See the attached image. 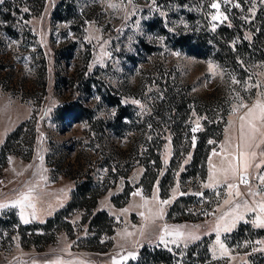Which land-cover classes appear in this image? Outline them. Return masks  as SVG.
Segmentation results:
<instances>
[{"label": "rangeland", "instance_id": "374dc122", "mask_svg": "<svg viewBox=\"0 0 264 264\" xmlns=\"http://www.w3.org/2000/svg\"><path fill=\"white\" fill-rule=\"evenodd\" d=\"M61 1L67 20L54 17ZM14 7L12 22L0 21V205H7L0 216L13 211L22 224L44 223L66 207L80 182L91 179L104 189L93 213L106 212L113 231L94 238L82 209L64 217L70 229H54L48 243L22 241L8 225L0 234V264H140L143 247L166 251L173 264H264V243H258L264 234L255 233L264 231L258 226L264 221V143L249 149L256 155L249 157L247 183H241L230 173L225 179L223 171L239 138L231 153L232 142L222 138L228 121L247 112L241 102L264 103V3L221 0L227 19L216 21L210 0H44L40 9L20 0ZM232 18L249 46L236 31L229 42L214 41ZM229 53L243 55L233 59ZM182 96L186 109L168 113L172 99ZM19 126L2 159V145ZM208 128L214 136L207 141L202 178L189 165L199 134ZM178 132L182 140L175 147ZM151 150L161 167L147 191L140 183L146 170L141 161L151 159ZM176 151L179 164L162 197L160 182ZM229 184L238 188L229 190ZM126 188L129 195L121 198ZM29 191L30 198L16 205ZM182 196L191 199L170 213ZM241 225L252 231L233 236Z\"/></svg>", "mask_w": 264, "mask_h": 264}, {"label": "trees", "instance_id": "16d2710c", "mask_svg": "<svg viewBox=\"0 0 264 264\" xmlns=\"http://www.w3.org/2000/svg\"><path fill=\"white\" fill-rule=\"evenodd\" d=\"M30 2H34L37 4L39 9L43 6L44 0H29ZM20 0H4L3 4H0V21H3L5 23L12 22V17H11V12L16 11L15 7L12 8L15 4L19 3ZM67 5L65 4L64 1H61L57 8L54 11V17L58 20H67ZM232 26L231 28L226 26L224 28H220L217 32V34L213 37L214 41L220 44V41L218 39H224L226 41H231L233 35L235 34L234 32H238V36L240 41L242 42L243 45L249 46L248 42L244 40L242 31L239 29V22L236 19L232 18ZM9 24L7 26H4L5 29H7ZM2 25L0 26V28ZM228 33V35H226ZM259 33L254 35V42L258 40ZM190 43V42H189ZM186 45V44H185ZM193 45V44H189ZM187 47V46H185ZM239 47V44L237 45ZM261 53V50H259ZM233 57V59H237L239 55L243 54H237V53H229ZM175 98L172 99L171 103L167 106L168 113H171L173 111H182L183 109H186L187 102L186 99L182 97L178 98L177 101H174ZM116 104L119 105V100H116ZM121 116V115H120ZM120 116L118 119H120ZM184 120V119H183ZM182 121V120H181ZM177 131L180 129V126L175 127ZM21 130V126L16 128L10 135L7 136L4 144L1 147V157L4 159L8 153L11 151L8 149V146L11 142L12 139L18 137L19 132ZM181 133L178 132V138H173V144L175 147L178 146V143H180L181 138ZM214 136V133L208 128L201 132L199 134V138L197 140L193 156H192V161L189 165V169L192 170V174H200L202 178L206 176V160L209 154L210 150V145L207 144V141L209 137ZM219 137V135H218ZM149 158L146 160H142L141 163L145 166L146 170L141 178V185H144L146 187V190L149 191L158 177V171L161 167V161L158 153L150 151ZM178 152L176 151L174 153V156L171 159L170 166L168 168V171L166 174L162 177L161 182H160V194L162 197L167 196V190H168V185L172 183V174L171 170L175 169L178 167V161L176 160ZM153 161V165L149 164V161ZM169 180V183L166 187V181ZM104 191L103 188H100V185L95 184L91 179L82 181L80 182L71 197V200L69 203L66 205V207L59 212H57L53 217L48 218L44 223H33V224H22L15 212L9 211L8 213H4L0 216V234H2V230L5 229V227L14 228L21 234V239L22 241L30 242V238H33L34 241H40L43 240V243H48L53 240L54 238V229H70V222L64 221V217L68 216V214L71 213V211L75 209H82L84 210V216H83V221H88L89 228L95 232L94 238H98L100 234L103 231H107L108 233H112V219L111 217L108 216V214L104 211H98L96 213H93V210L96 206L97 199L98 197L102 194ZM130 188H126L125 192L122 194L123 197L121 198H127L129 195ZM120 197V196H119ZM119 198H114V203L117 206H120L121 203L118 202ZM190 200L189 197H180L178 198L175 203L172 205L170 208V213L173 210H178L186 200ZM184 211V210H181ZM9 216L10 220L6 219L5 217ZM250 226L248 225H241L237 231L233 233L234 235H237L239 232L243 233V230L249 229ZM36 230H39L40 232H36ZM252 231V230H251ZM254 231V230H253ZM255 233L257 236H261L264 234L263 230H256ZM35 243V242H34ZM199 244L193 245L190 247V251H192L195 247H197ZM96 250H102V248H96ZM191 256V254H189ZM168 254L166 251L159 250L157 248H147L143 247V249L140 251V259L139 263L140 264H150V263H164V264H173L169 259H168ZM201 261H206V259H202Z\"/></svg>", "mask_w": 264, "mask_h": 264}, {"label": "snow or ice", "instance_id": "6c2138e0", "mask_svg": "<svg viewBox=\"0 0 264 264\" xmlns=\"http://www.w3.org/2000/svg\"><path fill=\"white\" fill-rule=\"evenodd\" d=\"M2 2L3 0H0V3ZM230 3H231V0H223V4L225 5H228ZM261 3H264V0H261ZM232 6L239 8L240 4L235 3ZM210 7L216 10L215 14L211 15V19L213 21H216L221 18L225 20L227 19V16L223 12H221V0H210ZM252 11L254 15L255 14L254 8L252 9ZM230 26L231 25L229 24V27ZM214 28H215V24H213V29ZM247 38L248 37H246V39ZM209 68L212 69L213 65L210 64ZM233 83H236V81L233 80ZM132 103L139 104V101L133 100ZM240 107L247 109V112H245L243 115L239 117L240 123H239V128H238V134H239L240 143H237L235 145V150L231 153V156H232L231 159H229L227 156L224 157V160L227 163V167L224 168L223 171L225 173V179H227L228 174L230 173L233 178H238L241 183H247V173H248L249 167L251 166L249 157L251 156L252 158H254L256 155L255 152H249V149L253 147H259V143H264V103L258 100L254 105L249 107L248 105L243 104L241 102ZM233 111H235V109H233ZM192 115L196 116V113L193 111ZM200 119L202 118L198 117L197 120L195 121L196 127H193L192 129L193 133H195L197 131V128L199 127ZM204 119H206V117H204ZM195 140H196V137L195 135H193L192 137L193 144L195 143ZM209 143H214V141H209ZM217 154L218 153L213 152V155H217ZM190 158L191 157L189 156V159ZM256 167L258 168L260 167V165L257 164ZM259 180L261 183H264V175L259 176ZM211 186L212 185L210 184L204 185L205 188H208ZM228 187H229V190H231L233 187L238 188V185L229 184ZM183 194L184 193H181V195ZM20 195H21V200L16 201V205L22 204L23 201L28 200L30 198V191L29 193H21ZM135 195H140V192L138 191L137 193H135ZM236 195L237 196L240 195L239 191L236 192ZM170 202H171L170 200H163V201H160V204L166 205V204H169ZM225 203L227 204L229 203V201L225 200ZM245 206L247 205L245 204ZM0 207H7V205H0ZM236 207H239V205H237ZM259 207L261 211L264 212V203L260 204ZM162 212H163V209L161 208L160 212L158 213V215H160L161 218H162ZM226 215H230V213ZM242 218H243L242 216L238 217V219H242ZM221 219H224V217H221ZM257 220H259V217H257ZM24 223H28V220L25 219ZM234 223L235 221H233V225ZM253 223H256V221H254ZM258 226L264 227V221H261L258 224ZM217 229L219 230V224L217 225ZM227 230L228 228L226 227L225 231ZM163 231L167 233L168 232L167 227H165ZM129 235H131V233H129ZM160 242L164 244L167 243L163 235H161L160 237ZM216 242L221 245V248L224 247L223 244H221L219 237H217ZM258 243H264V242L258 241ZM129 256L135 259V254L129 253ZM123 259L126 260L128 259V257L125 256L123 257ZM114 264H119V261H114Z\"/></svg>", "mask_w": 264, "mask_h": 264}, {"label": "crops", "instance_id": "0c3cea01", "mask_svg": "<svg viewBox=\"0 0 264 264\" xmlns=\"http://www.w3.org/2000/svg\"><path fill=\"white\" fill-rule=\"evenodd\" d=\"M240 117V116H239ZM239 117L238 118H232L230 121H228V123L226 124V126L224 127L223 130V137L224 140H227L228 142H232V144L230 145V147L227 149L228 152L231 151L232 146L236 143V138H239V134H238V128H239ZM230 124V128L228 129L227 126ZM227 138H231V139H227Z\"/></svg>", "mask_w": 264, "mask_h": 264}, {"label": "built area", "instance_id": "2783aa9c", "mask_svg": "<svg viewBox=\"0 0 264 264\" xmlns=\"http://www.w3.org/2000/svg\"><path fill=\"white\" fill-rule=\"evenodd\" d=\"M183 136L186 137V134L184 133ZM247 181H248V180H247Z\"/></svg>", "mask_w": 264, "mask_h": 264}]
</instances>
